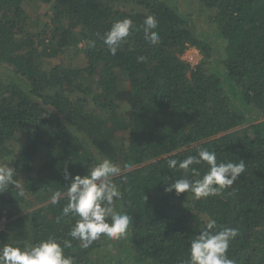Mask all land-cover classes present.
Instances as JSON below:
<instances>
[{
	"label": "trees",
	"instance_id": "trees-1",
	"mask_svg": "<svg viewBox=\"0 0 264 264\" xmlns=\"http://www.w3.org/2000/svg\"><path fill=\"white\" fill-rule=\"evenodd\" d=\"M177 1L0 0V159L17 182L0 193V249L52 237L71 240L64 253L74 264H102L96 255L105 252L108 264H185L191 241L215 220L217 230H238L226 253L235 264H264V0H198L199 16ZM27 4L55 15L31 31ZM147 15L158 21L156 46L144 38ZM125 18L137 30L112 55L99 37ZM190 46L202 54L194 68L182 58ZM200 149L218 163L244 159V173L207 198L166 192L183 175L168 160ZM104 158L122 169L117 211L132 223L119 240L102 235L83 248L68 235L79 218L62 215L66 196L57 205L50 197L66 193L65 169L84 176ZM193 167L200 176L191 179L208 170ZM24 205L28 215L7 208Z\"/></svg>",
	"mask_w": 264,
	"mask_h": 264
},
{
	"label": "clouds",
	"instance_id": "clouds-1",
	"mask_svg": "<svg viewBox=\"0 0 264 264\" xmlns=\"http://www.w3.org/2000/svg\"><path fill=\"white\" fill-rule=\"evenodd\" d=\"M157 28L156 17L147 15L143 21V33L145 40L151 46L161 42L159 33L155 31ZM136 30L133 21L125 18L114 22L111 29L99 38L107 46L110 54L115 55L120 45ZM89 47H95L94 40L89 41ZM145 60L144 56L137 57V62ZM202 163L208 168L202 177L189 178L200 176L198 169L193 166ZM168 168L182 170L183 175L169 184L165 189L166 192L175 190L177 195L191 193L194 198L201 199L219 195L223 189L231 187L244 173L246 165L244 159H240L238 163H218L214 151L200 149L197 155H189L181 161L169 159ZM121 172L119 164L107 158L102 159L84 176L73 177L67 169L64 170V178L71 181L70 185L66 187V193L53 192L50 203L57 205L61 198L66 196L68 202L62 208V215L79 218L68 235L72 240L79 241L81 247L88 248L102 235L119 240L127 234L132 218L126 213L117 211V202L122 199L123 193L114 178L119 177ZM15 175L14 168L0 166V193L17 184ZM237 235L238 230L235 228L217 230L216 221L210 220L205 229L191 241L190 257L185 264H235L226 253L230 242ZM71 246V240H64L62 245L52 237L27 249L6 244L0 249V264H74L73 258L64 253V249Z\"/></svg>",
	"mask_w": 264,
	"mask_h": 264
},
{
	"label": "rangeland",
	"instance_id": "rangeland-1",
	"mask_svg": "<svg viewBox=\"0 0 264 264\" xmlns=\"http://www.w3.org/2000/svg\"><path fill=\"white\" fill-rule=\"evenodd\" d=\"M178 4H176L175 6L178 7V9H180V11L184 14L187 13H194L196 16L198 15L197 9L200 7V2L198 0H178L177 1ZM51 5H41V6H36L35 4H27L25 6V8L27 9V11L30 14V20H29V30H35L36 28L42 26L43 24H45L46 22H50L51 21V17L53 18L55 13L53 9H50ZM121 8H128V7H124V5L121 6ZM195 18V16H194ZM196 19V18H195ZM197 26L200 32L207 31L206 34L208 36H210V39L212 40H216V36H214L212 34V31H209L210 28H208V26L203 23V21L201 19H199L197 21ZM194 51H191V54L194 55L195 61H198L201 59L202 60V55L201 56H197V53H193ZM75 58H73L74 60H72L73 63L75 64H80L82 67L86 64V59L83 55H79V56H75ZM191 57V56H189ZM191 59V58H190ZM215 59V58H213ZM200 60V61H201ZM61 62V58H57L53 60V63L59 64ZM80 66V67H81ZM4 71H1L0 74V78L2 77V79H4ZM6 78V76H5ZM122 140L124 142L127 143V136H123ZM19 147V145L15 146V150H17ZM15 156H17V154H15ZM6 159H0V166H3L6 163ZM9 208L14 214H18L20 215H28L30 212H32L31 209H29L28 207H26L24 205L23 210H18V209H12L10 207ZM19 211V212H18ZM16 215V216H18ZM7 222V217H4L2 220H0V230H3L5 225ZM105 252V251H103ZM106 253V252H105ZM105 253H99V255H96V257H100L101 263L102 264H108L107 259L105 258L108 254L106 253V255H104ZM95 257V256H94Z\"/></svg>",
	"mask_w": 264,
	"mask_h": 264
},
{
	"label": "built area",
	"instance_id": "built-area-1",
	"mask_svg": "<svg viewBox=\"0 0 264 264\" xmlns=\"http://www.w3.org/2000/svg\"><path fill=\"white\" fill-rule=\"evenodd\" d=\"M191 51H194L193 53H197L196 54L197 56H201V53H200L199 50H197L194 47H188V49L186 50V52L184 53L182 58H183L184 61H187L191 65L192 68H194L195 66L198 65V63L200 62L201 59L199 60V62L195 61L194 55L191 54ZM189 56H191V57H189Z\"/></svg>",
	"mask_w": 264,
	"mask_h": 264
}]
</instances>
